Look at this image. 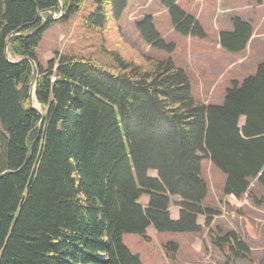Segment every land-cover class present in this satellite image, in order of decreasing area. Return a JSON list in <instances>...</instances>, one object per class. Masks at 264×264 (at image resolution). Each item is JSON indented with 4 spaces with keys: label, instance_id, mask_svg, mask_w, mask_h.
I'll return each mask as SVG.
<instances>
[{
    "label": "trees",
    "instance_id": "trees-1",
    "mask_svg": "<svg viewBox=\"0 0 264 264\" xmlns=\"http://www.w3.org/2000/svg\"><path fill=\"white\" fill-rule=\"evenodd\" d=\"M85 1L97 6L85 25L104 29L107 5L120 19L131 0H61L67 11L59 20H70ZM159 2L176 31L205 37L178 0ZM53 11L60 13L58 0H0V264H143L124 235L152 242L150 228L155 234L197 233L203 228L198 215L209 226L220 214L206 204L205 160L226 176V195L241 197L257 176L264 184V59L253 74L232 82L221 104H206L193 95L188 71L172 57L146 68L118 54L113 70L55 52L40 65L36 49L59 21ZM136 27L149 45L174 51L152 17ZM251 34L237 17L220 43L240 51ZM22 57L37 65L32 95L39 110L31 106V62H13ZM176 197L181 209L173 218ZM208 232L227 259L223 264L254 263L237 232ZM161 249L179 264L177 240Z\"/></svg>",
    "mask_w": 264,
    "mask_h": 264
},
{
    "label": "rangeland",
    "instance_id": "rangeland-1",
    "mask_svg": "<svg viewBox=\"0 0 264 264\" xmlns=\"http://www.w3.org/2000/svg\"><path fill=\"white\" fill-rule=\"evenodd\" d=\"M107 6L108 19L104 29L85 25L84 18L97 9V6L90 1H85L81 11L70 20H57V23L43 33L36 49L37 62L46 66L55 56V52H60L64 55L90 58L106 68L115 70V66L119 64L118 54L127 61L141 64L146 68L152 67L158 59L172 57L176 66L184 68L190 74L194 90L192 93L196 99L217 103L222 102L224 91L236 80L234 77L242 72V77L254 73L259 64L256 59L264 55V1L260 4L256 0H180L179 7L196 17L204 29L205 37L184 36L176 31L172 26L170 13L157 0L139 2L135 5L131 3L120 19H116L112 7ZM150 14L153 15L154 25L163 35L164 40L175 44L173 52L156 49L142 38L136 25ZM237 17L246 19L244 20L251 26L252 34L244 49L242 47L240 51H228L220 43L221 33L232 32ZM231 26L232 31L226 30ZM32 99L35 103L34 96ZM40 126L42 127V123ZM203 175L210 185L206 204L218 209L220 214L212 216L209 226L206 224V216L198 215V223L203 225L202 231L184 233L189 237L180 233L156 234V237L153 236V241L148 242L139 235H124V244L133 254L140 256L143 264H174L163 257L161 244L167 240L178 241V239L183 245L176 255L177 263L223 264L227 259L214 247L208 231L216 230L218 231L216 233L225 235L231 231L230 227H234L233 231L238 229L246 232L248 224L249 226L258 224L255 216L259 215L260 207L264 208V203L254 201L256 195L263 192L259 176L251 178L248 189L241 197H237L224 193L226 176L208 160L203 163ZM244 201L247 205L241 203ZM231 202H235L237 207L232 206ZM170 213L176 218L179 214V206L172 205ZM261 217L264 218L263 213ZM263 230L264 228L259 234ZM148 233L153 235L155 231L149 229ZM195 249L198 252L197 256L193 254ZM253 254L258 256L254 258ZM251 255L254 263L240 259L236 264H264L262 259L264 246L263 249L252 250Z\"/></svg>",
    "mask_w": 264,
    "mask_h": 264
},
{
    "label": "crops",
    "instance_id": "crops-1",
    "mask_svg": "<svg viewBox=\"0 0 264 264\" xmlns=\"http://www.w3.org/2000/svg\"><path fill=\"white\" fill-rule=\"evenodd\" d=\"M145 1H147V0H131L130 1V4L131 3H133L134 5L135 4H137V3H139V2H145ZM158 1V0H157ZM179 2H180V0H178V5H179ZM186 11V10H185ZM187 12V11H186ZM187 13H189V12H187ZM252 15V14H251ZM148 16H152L153 17V15H148ZM154 18V17H153ZM245 19V18H244ZM244 19H242L243 21H245ZM248 23V22H247ZM226 30H228V31H232L233 30V27L231 26V28H229V29H226ZM162 35V34H161ZM226 51V50H225ZM227 53H229L230 54V52H228V51H226ZM264 59V55L262 56V57H259V58H257L256 59V62L257 63H259V62H261L262 60ZM213 71H214V69H213ZM217 71V70H216ZM239 72H241V71H239ZM252 72H254V71H252ZM213 74H215V73H213ZM242 74H243V72L242 73H238L237 75H236V77H234V78H236V80H238V81H240V80H242L243 78H245L246 77V75H245V77H242ZM252 74V73H251ZM215 75H217V74H215ZM238 76H240L242 79H240ZM217 78H218V76L215 78L216 80H217ZM233 78V79H234ZM232 79V80H233ZM216 86H218L217 85V83H216ZM219 87V86H218ZM218 89V88H217ZM192 91L194 92V90H193V88H192ZM222 101H223V99H222ZM222 102H217V103H215V104H221ZM262 187H263V192H260L258 195H256L257 197V199L258 200H261V199H263L264 198V184L262 183ZM236 202V201H235ZM235 202H231V204H232V206H236V203ZM241 203H244V204H246L247 205V203H245V201L244 202H241ZM238 204V203H237ZM237 207V206H236ZM239 209V208H238ZM260 212L261 213H263L264 214V208L263 207H260ZM259 212V215H257V216H255L256 218H255V220L256 221H258V224H256L255 223V226H249V224L247 225V227H246V229H247V231L246 232H241V231H239L238 229H236L235 231L242 237V239L245 241V242H247L248 243V245H249V248H250V250L252 251V250H254L255 251V248H260V249H263V246H264V230H263V232H260V234H259V231L260 230H262L263 228H264V218H262L261 217V213ZM230 229L231 230H233L234 229V227L233 228H231L230 227ZM184 236L185 237H189V236H186V234H184ZM182 239H183V237H181ZM183 241V240H182ZM178 242L180 243V247L183 245L180 241H179V239H178ZM193 248H192V246H191V250H192ZM257 251H259V249H256ZM194 253L193 254H195L196 256L198 255V252L196 251V249L193 251ZM258 255L257 254H253V257L254 258H256ZM163 257L165 258V256L163 255ZM166 259V258H165ZM262 259H264V257H262ZM193 260L191 259V261L190 262H192ZM185 264H189V263H185Z\"/></svg>",
    "mask_w": 264,
    "mask_h": 264
},
{
    "label": "water",
    "instance_id": "water-1",
    "mask_svg": "<svg viewBox=\"0 0 264 264\" xmlns=\"http://www.w3.org/2000/svg\"><path fill=\"white\" fill-rule=\"evenodd\" d=\"M58 2H59V6H60V14L57 16L56 15V13H54V12H52L53 13V18L54 19H60L63 15H64V13H66V9H64V7H63V4H62V2H61V0H58ZM44 12H46V10H43V11H41V12H39V14L38 15H41L42 13H44ZM13 35V34H12ZM12 35L10 36V38H8V40L6 41V48H5V56H6V58L8 59V60H11L10 59V56H9V54H8V45H9V42H10V39H11V37H12ZM22 60H29L30 62H31V64H32V66H33V75H32V81H31V84H30V88H31V93H30V96H31V106L32 107H34V108H36L37 110H39L35 105H34V103H33V95H32V92H33V90H34V85H35V81H36V79H37V77H38V70H37V65H36V63H35V61L34 60H32L31 58H28V57H22V58H20V59H18V60H16V61H13L14 63H17V62H19V61H22ZM44 117H45V115L44 114H42V120L44 121ZM41 126L39 127V132H38V137L40 136V134H41ZM7 173V172H6ZM5 173V174H6Z\"/></svg>",
    "mask_w": 264,
    "mask_h": 264
},
{
    "label": "bare ground",
    "instance_id": "bare-ground-1",
    "mask_svg": "<svg viewBox=\"0 0 264 264\" xmlns=\"http://www.w3.org/2000/svg\"><path fill=\"white\" fill-rule=\"evenodd\" d=\"M54 12V11H53ZM34 101V100H33Z\"/></svg>",
    "mask_w": 264,
    "mask_h": 264
}]
</instances>
